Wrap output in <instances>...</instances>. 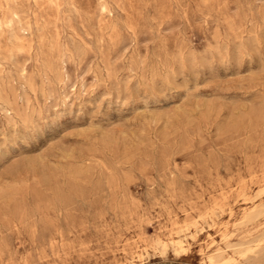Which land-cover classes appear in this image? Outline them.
<instances>
[{
  "label": "rangeland",
  "instance_id": "rangeland-1",
  "mask_svg": "<svg viewBox=\"0 0 264 264\" xmlns=\"http://www.w3.org/2000/svg\"><path fill=\"white\" fill-rule=\"evenodd\" d=\"M1 16L0 264H264V0Z\"/></svg>",
  "mask_w": 264,
  "mask_h": 264
},
{
  "label": "bare ground",
  "instance_id": "bare-ground-1",
  "mask_svg": "<svg viewBox=\"0 0 264 264\" xmlns=\"http://www.w3.org/2000/svg\"><path fill=\"white\" fill-rule=\"evenodd\" d=\"M107 2V1H106ZM106 10V9H105ZM104 10V11H105ZM103 11V12H104ZM110 11V10H109ZM103 14V13H102ZM17 19V18H16ZM18 20V19H17ZM14 22H15V19L13 18V16H9V17H4V16H1V19H0V56L1 55H5V56H7V55H10V54H12V52H13V49L12 48H9V47H7V46H5L4 44H2L3 42H2V38H3V35H4V29L5 28H11V29H13V27H14ZM16 23V22H15ZM16 28V27H15ZM18 30H19V27H18ZM19 32V31H18ZM16 33H17V29H16ZM15 32H13V31H11V34H12V37H13V39H14V41H15V47L17 48V49H19V50H23V49H25V47H24V44H23V41L21 40V38H20V34L18 35V33L16 34ZM21 33V32H20ZM25 36V35H24ZM116 42V41H115ZM242 43V42H241ZM24 67V66H23ZM25 76V75H24ZM26 77V76H25ZM29 137V136H28ZM66 184V183H65ZM244 194V193H243ZM244 197V196H243ZM256 197V196H255ZM253 199V198H252ZM256 201V200H255ZM262 204V203H261ZM260 204V205H261ZM264 204V203H263ZM259 207V206H258ZM258 207H256V208H258ZM261 207V206H260ZM260 207H259V209H260ZM255 208V207H254ZM253 210V209H252ZM257 210V209H256ZM251 212V211H250ZM249 212V213H250ZM261 213V212H260ZM263 213V212H262ZM216 214V213H215ZM248 214V213H247ZM217 215H218V213H217ZM216 215V216H217ZM259 215V214H258ZM210 216V215H209ZM253 218V217H252ZM261 218H264V217H261ZM202 219H203V217H202ZM247 219V218H246ZM259 220V219H258ZM249 221H250V219H249ZM248 220H247V222H249ZM247 222H245V223H247ZM256 222V221H255ZM205 223H207V222H205ZM214 224V223H213ZM242 225V224H241ZM249 225V224H248ZM246 227V226H245ZM189 228V227H188ZM204 228V227H203ZM236 228V227H235ZM237 229V228H236ZM239 229V228H238ZM241 230H242V228H240ZM197 230V229H196ZM205 230V229H204ZM243 230H244V228H243ZM186 231V230H185ZM198 231H200V230H198ZM197 231V232H198ZM240 231V230H239ZM237 232V231H236ZM192 234V233H191ZM245 234V233H244ZM246 235V234H245ZM192 236V235H191ZM227 236V235H226ZM180 237V236H179ZM189 237V236H188ZM191 238V237H190ZM240 238V237H239ZM180 239V238H179ZM182 239V238H181ZM185 239H187L186 237H185ZM224 239V238H223ZM225 239H227V238H225ZM228 239H229V237H228ZM246 239H248V238H246ZM162 240V239H161ZM184 240V239H183ZM157 241V240H156ZM177 241V240H176ZM247 241V240H246ZM222 242V241H221ZM220 242V243H221ZM228 242V241H227ZM249 242V241H248ZM263 242H264V237H260V238H258L257 240H256V242H255V244H253V245H245V246H241V247H239V248H241V249H239V251L237 252L241 257H244L245 259L247 258H249L250 256H255L254 254L257 252V250H258V248L259 247H261V245L263 244ZM182 243H183V241H182ZM217 243V242H216ZM219 243V244H220ZM236 243H238V241L236 242ZM240 244L241 243H243V242H239ZM155 244V243H154ZM161 244V243H160ZM159 244V245H160ZM172 245H173V243H171ZM177 244V243H176ZM178 244H180L179 242H178ZM225 244H227V243H225ZM233 244V243H232ZM248 244V243H247ZM167 245V244H166ZM228 245V244H227ZM162 246H163V244H162ZM169 246V245H168ZM167 246V247H168ZM160 247V246H159ZM170 247H171V245H170ZM182 247V246H181ZM263 247V246H262ZM234 248V247H233ZM172 249H174V248H172ZM220 250H221V248H219ZM227 249V248H226ZM236 249H238V248H236ZM220 250H218V251H220ZM223 250V249H222ZM228 250H230V249H228ZM231 250H233V249H231ZM263 250V249H262ZM217 251V250H216ZM264 251V250H263ZM182 252V250L180 251V253ZM225 252H227V251H225ZM224 251L222 252H219V254L218 255H215L214 254V256H211L210 257V262L212 263V264H229V263H231V262H233L235 259L233 258V257H231V256H224L223 255V253H225ZM175 253H176V251H175ZM183 253H184V251H183ZM164 254V253H163ZM177 254V253H176ZM213 254V253H212ZM257 254H259V253H257ZM223 255V256H222ZM227 255H228V253H227ZM234 255V254H233ZM208 257V256H207ZM209 258V257H208ZM251 258H253V257H251ZM258 258V255H256V259ZM259 259V258H258ZM263 259V258H262ZM252 260V259H251ZM255 260V259H254ZM261 260V259H260ZM258 260H256L255 262H257ZM261 261H263V260H261ZM244 262H245V260H244ZM254 262V261H253ZM240 263V262H239ZM246 263V262H245ZM248 263V262H247ZM250 263H252V262H249V264ZM257 263H260L259 261L257 262ZM264 263V262H263ZM237 264V263H236ZM242 264V263H241ZM244 264V263H243ZM254 264V263H253Z\"/></svg>",
  "mask_w": 264,
  "mask_h": 264
}]
</instances>
